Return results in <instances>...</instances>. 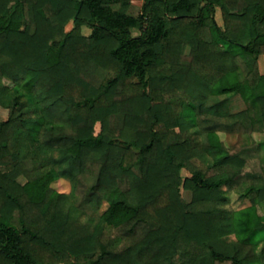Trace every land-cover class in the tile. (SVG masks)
<instances>
[{
    "label": "trees",
    "instance_id": "16d2710c",
    "mask_svg": "<svg viewBox=\"0 0 264 264\" xmlns=\"http://www.w3.org/2000/svg\"><path fill=\"white\" fill-rule=\"evenodd\" d=\"M131 4L0 0V264H264V0Z\"/></svg>",
    "mask_w": 264,
    "mask_h": 264
},
{
    "label": "rangeland",
    "instance_id": "374dc122",
    "mask_svg": "<svg viewBox=\"0 0 264 264\" xmlns=\"http://www.w3.org/2000/svg\"><path fill=\"white\" fill-rule=\"evenodd\" d=\"M141 4H142V0H132V4L129 8L130 13L132 14H137L140 11L141 8ZM216 18L217 21L220 25L223 24L222 21V17L220 14L219 9L216 12ZM72 26V23H68L66 25V29H70ZM83 31L84 33H89V28L87 27H83ZM134 34L138 33V30L135 29L133 30ZM258 68L261 72H264V54H261L258 57ZM101 81V79H98L97 82ZM246 106V103L244 102V100L242 99V97L239 94H233L232 98H231V102H230V110L232 112L235 111H239L241 109H243ZM0 117L1 119H6L7 118V109L0 106ZM100 130V123H96L95 124V133H98ZM225 140L227 143H229L230 145H236V144H242V143H251V144H256L258 142H260L261 140H264V132L261 131H252L249 134H245V135H241V134H237V133H228L227 135H223ZM259 155V158H258ZM251 159H258V163H256V165H263L264 166V147H261L260 150L258 152L254 151L251 155ZM182 175H190V171L187 170L186 168L182 169ZM20 182H25L26 179L23 176H19L17 178ZM51 186L59 192H64V193H69L71 191V183L69 181V179L64 178V177H60L57 180L53 181ZM182 195L186 198V199H190L191 198V192L188 190H185L182 188L181 190ZM80 191L77 192L76 194L74 193L71 197L73 198L74 201H78L80 199ZM228 197H229V204L232 207H237L241 202L238 199V195L234 192L228 193ZM260 207L261 210L264 211V201H262L260 203ZM58 264H64V263H58Z\"/></svg>",
    "mask_w": 264,
    "mask_h": 264
}]
</instances>
